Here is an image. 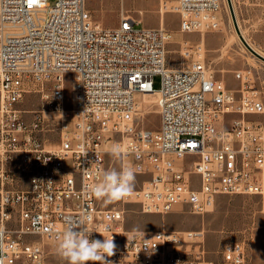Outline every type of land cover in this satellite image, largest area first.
Returning a JSON list of instances; mask_svg holds the SVG:
<instances>
[{
	"label": "built area",
	"instance_id": "obj_1",
	"mask_svg": "<svg viewBox=\"0 0 264 264\" xmlns=\"http://www.w3.org/2000/svg\"><path fill=\"white\" fill-rule=\"evenodd\" d=\"M162 7L179 13L184 33L222 23L221 0ZM140 23L122 15L107 27L86 0H0V264H50L44 241L58 245L75 223L90 241L113 236L111 264H251L243 241L224 243L214 260L203 230L126 229L125 209L89 192L104 171L132 165L125 200L143 212L203 214L219 194L257 196L264 209V125L246 120L264 113L256 79L237 70L241 87H228L190 40L180 44L187 66L169 67L170 31ZM149 92L158 93L156 130L138 122V94ZM27 95H39L41 107L26 108ZM227 115L236 116L224 127ZM114 144L122 159L109 154Z\"/></svg>",
	"mask_w": 264,
	"mask_h": 264
},
{
	"label": "rangeland",
	"instance_id": "obj_2",
	"mask_svg": "<svg viewBox=\"0 0 264 264\" xmlns=\"http://www.w3.org/2000/svg\"><path fill=\"white\" fill-rule=\"evenodd\" d=\"M54 4L56 0H48ZM163 0H86L95 19L107 27H116L122 15H130L142 23L139 26L158 27L163 23L171 33L167 45V65L174 68L187 66L188 59L180 53V44L190 40L201 45L206 61L214 75L234 89L241 87L235 71H248L256 79V87L264 98V61L254 55L244 44L233 21L227 0H221V25L217 30L205 32L180 31L178 12L165 11ZM237 21L244 34L258 52L264 55V0H232ZM175 3V2H172ZM163 21V22H162ZM67 105L71 104L72 76L66 74ZM161 85V75H155L154 88ZM148 97L146 100L145 98ZM140 98V99H139ZM145 99V100H144ZM143 101L139 110V126L156 130L160 124L156 94L138 95ZM24 106L30 109L41 107L39 95H27ZM236 115H227L224 127ZM254 125H264V113L246 115ZM46 138L55 141L57 130H51ZM107 206L125 209L126 229L139 230H203L207 258L216 260L224 243L243 241L251 264H264V209L259 197L241 194H219L213 205L203 214L193 213L189 207H177L167 213L143 212L138 202L121 200ZM41 240L40 237H38ZM50 252V264H67L57 253V246L45 240Z\"/></svg>",
	"mask_w": 264,
	"mask_h": 264
},
{
	"label": "clouds",
	"instance_id": "obj_3",
	"mask_svg": "<svg viewBox=\"0 0 264 264\" xmlns=\"http://www.w3.org/2000/svg\"><path fill=\"white\" fill-rule=\"evenodd\" d=\"M109 154L116 158L122 159L125 150L119 145L114 144L109 149ZM136 171L132 165H123L119 171L115 169L107 170L98 177L97 183L89 185V192L97 200L103 199L105 204H111L129 197L134 191ZM90 219V217H89ZM79 224H81L79 222ZM77 223L70 224L62 233L57 245L58 255L67 264H89V262H100V264H111L106 257L115 254L116 244L113 236L106 238L100 233L104 240L93 239L90 241L88 232L85 227L82 231H75ZM109 229L106 227L105 231Z\"/></svg>",
	"mask_w": 264,
	"mask_h": 264
},
{
	"label": "water",
	"instance_id": "obj_4",
	"mask_svg": "<svg viewBox=\"0 0 264 264\" xmlns=\"http://www.w3.org/2000/svg\"><path fill=\"white\" fill-rule=\"evenodd\" d=\"M228 1V4H229V8H230V11L232 13V17H233V20L235 22V25H236V28L239 32V28H238V25H237V19H236V15H235V11H234V6H233V2L232 0H227ZM241 38H242V41L244 42V44L248 47V49L254 54L256 55L257 57H259L260 59H262L264 61V55H262L261 53L257 52L256 50H254L249 44L248 42L243 38V36L241 35Z\"/></svg>",
	"mask_w": 264,
	"mask_h": 264
},
{
	"label": "bare ground",
	"instance_id": "obj_5",
	"mask_svg": "<svg viewBox=\"0 0 264 264\" xmlns=\"http://www.w3.org/2000/svg\"><path fill=\"white\" fill-rule=\"evenodd\" d=\"M232 14V13H231ZM221 11L219 12V16L221 17ZM234 21V20H233ZM163 22V21H162ZM234 24H235V22H234ZM237 25H238V28H239V32H238V30H237V28H236V30H237V34L240 36V38H241V35L243 36V38L248 42V44L254 49V50H256L257 52H258V49L251 43V42H249L248 40H247V38H246V35L244 34V31L242 30V27L240 26V23H239V21H237ZM160 26H163V23H161V25ZM164 27V26H163ZM235 27H236V25H235ZM242 39V38H241ZM141 95H145V94H156L157 95V101H158V93L157 92H149V93H140ZM139 95V94H138ZM140 99V98H139ZM146 100L148 99V97H146L145 98ZM144 99V100H145ZM140 104L141 105H143V101L142 100H140Z\"/></svg>",
	"mask_w": 264,
	"mask_h": 264
},
{
	"label": "crops",
	"instance_id": "obj_6",
	"mask_svg": "<svg viewBox=\"0 0 264 264\" xmlns=\"http://www.w3.org/2000/svg\"><path fill=\"white\" fill-rule=\"evenodd\" d=\"M145 95H148V94H145ZM145 95H144V96H145ZM55 246H57V245H55Z\"/></svg>",
	"mask_w": 264,
	"mask_h": 264
}]
</instances>
